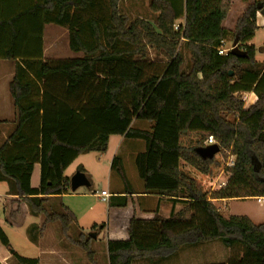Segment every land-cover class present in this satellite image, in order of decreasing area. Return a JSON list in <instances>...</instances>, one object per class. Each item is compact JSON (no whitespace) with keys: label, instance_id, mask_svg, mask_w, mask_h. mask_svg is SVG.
I'll return each mask as SVG.
<instances>
[{"label":"trees","instance_id":"trees-1","mask_svg":"<svg viewBox=\"0 0 264 264\" xmlns=\"http://www.w3.org/2000/svg\"><path fill=\"white\" fill-rule=\"evenodd\" d=\"M240 1L247 7L227 30L231 0H151L158 13L154 25L122 15V0H16L17 10L0 0V59L19 60L9 86L18 117L0 146V183L32 216L46 218L41 230L56 221L64 233L78 226L66 208L49 213L46 198L69 193L65 172L80 156L104 154L110 137L125 136L146 145L136 158L145 190L181 198L186 207L169 218L134 217L128 240L108 242L109 264L168 259L183 246L211 241L243 249L241 259L227 264H264V222L225 218L213 202L264 198V63L256 61L257 48L249 44L258 30L257 5L264 0ZM180 20L183 26L175 30ZM47 25L66 29L70 51L82 57L45 60ZM235 39L246 57L220 55L224 43ZM149 46L167 62L150 61ZM182 47L190 54L187 69ZM245 93L257 97L248 109L237 96ZM135 120L153 127L134 129ZM210 137L220 153L202 159L197 150L207 147ZM226 150L236 157L231 168L220 156ZM36 165L41 167L37 189L31 186ZM112 170L129 193L120 158ZM222 171L230 178L213 193L210 185ZM0 241L11 247L1 228ZM83 248L89 252L87 243Z\"/></svg>","mask_w":264,"mask_h":264},{"label":"rangeland","instance_id":"rangeland-1","mask_svg":"<svg viewBox=\"0 0 264 264\" xmlns=\"http://www.w3.org/2000/svg\"><path fill=\"white\" fill-rule=\"evenodd\" d=\"M7 3L6 6H11L13 10H17L21 6V2H16V0H7ZM150 6L151 0H122L120 12L130 21L144 19L154 25L158 13H154ZM178 26H183V23L176 22L175 30H177ZM43 42L44 59L46 60L60 61L82 57L81 54L70 51L69 33L64 28L54 25L45 26ZM254 43L257 48L256 61L264 63V29L256 33ZM232 44L233 42L228 40L224 48L230 49ZM261 47L263 48L262 53L259 50ZM181 49L185 58V69H187L190 64V54L184 47ZM148 58L152 62H167L162 53L152 46L148 47ZM237 96L243 99L244 108L248 109L250 107L248 96L244 94ZM233 118L232 116L229 117L230 120ZM149 124L145 121H138L135 128L148 129ZM8 127L10 126L2 125L0 127V146L4 142L6 133L11 131ZM133 142L128 141V144L131 145ZM138 142L145 144L143 141ZM98 156V154H90L82 157L80 161L74 163L66 172V177L71 181V178L79 172L80 165H87L88 170L92 171L96 176L94 180H90V188L81 187L76 192L71 191L70 188L69 194L71 197L63 200H54L53 203L56 206L54 208H52L54 205L46 204V209L49 213H58L63 208V205L66 208L72 207V209H76V212L71 211L81 219L80 225L85 227V233L77 225H72L71 230L68 233H64L61 224L57 221L48 223L45 230H41L46 218L43 216H32L21 199L10 197L7 185L0 184V197L3 200L0 203V228L7 235L11 246L7 248L0 241V264H19L15 254L27 259H37L39 264H109L107 241L102 234H99L102 231V223L107 221V204L100 202L96 198H86L83 195L92 194L91 191L93 193L95 191L100 192L103 189L107 192L111 190L117 191L124 184L119 175L116 174L114 177L115 182L110 185L107 182V174L104 167L97 170L96 168H91L93 167L91 163ZM220 156L224 159L226 168H231L234 165L236 157L230 150H226ZM182 166L186 167L184 163H182ZM127 169L130 177H132L133 170H135L138 182H142L137 173L135 158L132 154L127 156ZM34 178L37 182L39 181L38 174ZM229 178V172H220L210 185L211 192L216 193L225 187ZM90 207L94 210L87 212ZM216 207L222 208L221 214L225 218L245 216L256 225L264 222V204L259 203L256 198L232 200L225 206L217 203ZM93 221L99 223V226L94 229L89 226L93 225ZM90 234H96L97 238L93 239ZM86 243L90 254L83 248V244ZM242 255L243 249L239 246L229 249L221 241H211L183 246L168 259H142L133 264H227L231 259H241Z\"/></svg>","mask_w":264,"mask_h":264},{"label":"crops","instance_id":"crops-1","mask_svg":"<svg viewBox=\"0 0 264 264\" xmlns=\"http://www.w3.org/2000/svg\"><path fill=\"white\" fill-rule=\"evenodd\" d=\"M247 7V3H244L240 0H231L230 11L228 12L227 18L224 22V28L227 30H232L235 27L237 19L242 15ZM183 23V21H178ZM257 26L258 30L256 33L264 29V16H262L259 12L257 14ZM255 38L249 43L250 45L255 46ZM225 46V43H224ZM256 47V46H255ZM262 47L259 49L262 53ZM46 60V59H45ZM19 63V60H2L0 59V127L10 126L8 129H11L9 133H6L4 141L7 139V135L12 133L16 127V120L18 117V112L13 105V101L10 96L9 86L12 80L15 77L16 67ZM260 63V62H259ZM247 95L250 104L252 106L257 102V97L253 93H245ZM137 120L132 123V128H135ZM153 124L148 125V129H138V130H151ZM128 141H134L131 145L128 144ZM140 140H132L127 139L125 136H112L109 140L108 151L104 154L99 153H91L98 154V158L96 157L93 161L91 168L99 169L104 167L107 174V182L112 185L115 182V175L117 174L112 170V162L115 158H120L123 162L125 171L127 173V177L129 179L131 185V191L129 193L126 191L124 185L121 188H118L117 191H108L110 197L108 202H103L100 198V192L95 191L92 194L83 195L86 198H96L100 200V202L107 204L106 207V216L107 221L102 223V231L99 233L102 234L107 241V245L109 241H126L129 239L128 236V228L133 217H137V219L142 220H151L154 218L155 214H158L164 218H169L172 213L177 214L182 211L185 207V204L182 202L181 198H172L159 196L156 193H151L145 190L143 182H138L137 174L135 170H133L132 177L127 169V156L128 154H132L136 158L140 153H143L146 150V145L141 144L142 142H138ZM90 155V154H88ZM88 155L80 156L74 163L80 161L82 157H86ZM93 159V158H92ZM73 163V164H74ZM72 164V165H73ZM71 165V166H72ZM70 166V167H71ZM84 170L85 174L89 180H94L96 176L88 170L87 165H80ZM69 167V168H70ZM68 168V169H69ZM66 170V172L68 171ZM65 172V176H66ZM138 173V171H137ZM38 174L39 181L35 180V176ZM139 175V174H138ZM40 178H41V167L40 165H36L34 168V173L32 175L31 186L32 188H39L40 186ZM142 181V180H141ZM5 184V183H0ZM91 187V184L88 188ZM71 197L70 194H65L58 197H48L46 198V204L50 203L51 206L54 205V200H63ZM15 199V197H12ZM175 200V201H174ZM181 200V201H180ZM232 200H214V204L217 203L223 204L224 206L228 204ZM56 207L55 205L52 207ZM66 207L63 205V208L59 210V212H63ZM70 208V209H69ZM70 212H74L76 209H72V207L66 208ZM221 210L222 208L219 207ZM72 210V211H71ZM94 209L90 207L87 212H92ZM76 212V211H75ZM78 221V227L83 230L85 233V227L80 225L81 219L75 215ZM264 218V217H263ZM94 222V221H93ZM92 224V223H91ZM92 229L99 226V223L94 222L93 225H89ZM87 229V228H86Z\"/></svg>","mask_w":264,"mask_h":264},{"label":"water","instance_id":"water-1","mask_svg":"<svg viewBox=\"0 0 264 264\" xmlns=\"http://www.w3.org/2000/svg\"><path fill=\"white\" fill-rule=\"evenodd\" d=\"M257 9H258V12L262 16H264V5L259 3L257 5ZM230 53L233 56L238 57V58L243 59L246 57V52L241 50V48L239 47L238 39L234 40V42L232 44V50L230 51ZM197 153L202 159H212L214 156H216L220 153V148L217 144H213V145L207 146L205 148L198 149ZM89 186H90V182H89L85 173L77 172L71 178L70 188H71V191H73V192H76L81 187H89ZM90 237H92L93 239H96L97 235L96 234H90Z\"/></svg>","mask_w":264,"mask_h":264},{"label":"built area","instance_id":"built-area-1","mask_svg":"<svg viewBox=\"0 0 264 264\" xmlns=\"http://www.w3.org/2000/svg\"><path fill=\"white\" fill-rule=\"evenodd\" d=\"M177 29H179V26L177 27ZM232 50V46L230 49H225L224 46H222L220 49H219V54L220 55H226L227 53H230V51ZM215 144V141L212 137L209 138L208 142H207V145L210 146V145H213ZM100 198L102 199L103 202H108V199L110 197V194L107 192V191H101L100 194H99ZM257 201L259 203H263L264 204V198H256ZM2 197H0V203H2Z\"/></svg>","mask_w":264,"mask_h":264}]
</instances>
